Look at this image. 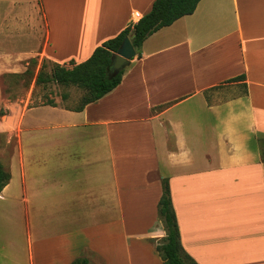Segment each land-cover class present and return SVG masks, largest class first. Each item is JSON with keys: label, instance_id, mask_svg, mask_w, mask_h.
Wrapping results in <instances>:
<instances>
[{"label": "crops", "instance_id": "obj_1", "mask_svg": "<svg viewBox=\"0 0 264 264\" xmlns=\"http://www.w3.org/2000/svg\"><path fill=\"white\" fill-rule=\"evenodd\" d=\"M152 2L0 0V58L82 62ZM139 53L81 110L5 104L0 264H162L164 177L197 264H264V0H199Z\"/></svg>", "mask_w": 264, "mask_h": 264}, {"label": "trees", "instance_id": "obj_2", "mask_svg": "<svg viewBox=\"0 0 264 264\" xmlns=\"http://www.w3.org/2000/svg\"><path fill=\"white\" fill-rule=\"evenodd\" d=\"M199 0H153L150 10L135 22L129 23L116 36L109 38L94 48L91 55L82 62L70 61L68 65L58 64L43 59L37 72L26 68L21 75L34 77V84L55 82L60 85H74L84 93L79 104L74 108L81 110L111 91L121 80L124 68L112 76L107 75L111 56L117 51L124 37H128L136 55L143 40L159 29L171 24L177 18L194 11ZM36 63L34 59H31ZM47 67L49 69H47ZM243 75L230 80L243 79ZM55 105L52 100L44 102ZM262 164L264 169V141L261 142ZM9 180V172L0 163V190ZM162 192L157 204V214L165 230L164 237L156 243V250L162 264H197L183 249L180 241L176 216L171 203L168 179L161 178ZM70 264H89L86 257H76Z\"/></svg>", "mask_w": 264, "mask_h": 264}, {"label": "rangeland", "instance_id": "obj_3", "mask_svg": "<svg viewBox=\"0 0 264 264\" xmlns=\"http://www.w3.org/2000/svg\"><path fill=\"white\" fill-rule=\"evenodd\" d=\"M45 57L40 50H34L28 56H12L0 58L4 62H8L3 72L0 74V91L3 98V104L0 107V117L5 121V114L8 113L7 106L10 101H18L25 96H31L32 103L38 104L52 100L54 103L64 105L67 108L74 109L80 102L84 91L74 85H60L55 82L45 84H34V77L31 79L28 75L21 73L29 68L34 73L37 72L42 60ZM34 59L36 63H33ZM47 60V59H45ZM50 61V60H48ZM52 62V61H50ZM11 68H22L21 72H11ZM47 69H49L47 67ZM5 135H0V146L6 141Z\"/></svg>", "mask_w": 264, "mask_h": 264}, {"label": "water", "instance_id": "obj_4", "mask_svg": "<svg viewBox=\"0 0 264 264\" xmlns=\"http://www.w3.org/2000/svg\"><path fill=\"white\" fill-rule=\"evenodd\" d=\"M135 56V50L128 37H124L116 52L111 56L110 65L107 69V75L110 77L126 65L129 64L131 58Z\"/></svg>", "mask_w": 264, "mask_h": 264}, {"label": "built area", "instance_id": "obj_5", "mask_svg": "<svg viewBox=\"0 0 264 264\" xmlns=\"http://www.w3.org/2000/svg\"><path fill=\"white\" fill-rule=\"evenodd\" d=\"M142 17V14L140 13V12H134V14H133V22H135V21H137L139 18H141Z\"/></svg>", "mask_w": 264, "mask_h": 264}]
</instances>
